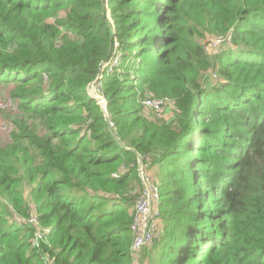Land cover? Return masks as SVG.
Here are the masks:
<instances>
[{"label": "trees", "instance_id": "1", "mask_svg": "<svg viewBox=\"0 0 264 264\" xmlns=\"http://www.w3.org/2000/svg\"><path fill=\"white\" fill-rule=\"evenodd\" d=\"M115 42L104 112L87 87ZM0 85L20 111L0 146V264H133L140 165L163 223L146 264H264V0H0ZM28 205L49 246L12 221Z\"/></svg>", "mask_w": 264, "mask_h": 264}, {"label": "built area", "instance_id": "2", "mask_svg": "<svg viewBox=\"0 0 264 264\" xmlns=\"http://www.w3.org/2000/svg\"><path fill=\"white\" fill-rule=\"evenodd\" d=\"M210 44L206 47V51L213 49L214 47H220V45L225 44L228 47L231 46L229 39L225 37L210 38ZM118 43L115 42L114 45V54L113 56L102 65L99 74L96 79L92 82L91 85L87 87V94L97 100V104L102 108L106 109V102L103 96L102 98L97 99L94 93L100 94L101 90V79L104 74H110L113 70L119 65L120 60L117 57ZM211 79L215 81V74H211ZM163 102L159 99L154 98H145L142 101V105L154 112L156 115H159L164 110ZM14 103L12 100H7L6 102L0 103V108H9L12 109ZM110 127H113V124L108 121ZM11 128L10 124L4 123L1 125L2 132L5 134L9 132ZM114 178H117V175H113ZM138 179L140 183V192L134 203L133 208L130 210V215L132 217V224L130 225V233L132 237L130 245V254L132 256L133 264H146L144 262L143 254L145 250H148L152 247L153 242L158 238L162 230V221L160 220L158 202H159V190L157 185H155L149 173L141 165L138 168ZM29 209L27 210L28 216L22 218L18 215L12 216V221L17 224H26L29 227L33 228V236L29 239L30 247L32 249L40 248V244L48 245L46 235L48 233V228L39 227L36 209L28 205ZM49 246V245H48ZM41 260L44 264H53L52 260L48 255L41 254Z\"/></svg>", "mask_w": 264, "mask_h": 264}, {"label": "rangeland", "instance_id": "3", "mask_svg": "<svg viewBox=\"0 0 264 264\" xmlns=\"http://www.w3.org/2000/svg\"><path fill=\"white\" fill-rule=\"evenodd\" d=\"M209 39H210V36H209ZM205 41H203V43ZM117 57H118V60H120L121 53L119 51L117 52ZM205 82L208 86H210L211 84H214V81L210 78H207ZM9 92H10V88L4 87L3 85H0V103L6 102L7 100H12L14 103V107L12 109L0 108V146L1 147L5 146L11 142L10 141L11 135L14 131L13 119H14V117L20 115V111L18 109L17 102L11 98ZM94 95L96 97H98L97 99L102 98V97H99L101 95V93L99 95H98V93H94ZM168 104H169V106H167V108L165 110L162 109V111L159 112L160 113L159 117L157 115H155L153 112H151V110L146 109L142 104L141 105L145 108L143 110H144V113L147 117L152 115L151 118H154L155 121L157 119L169 121L173 115V109H172V106H170L171 105L170 101L167 103V105ZM103 111L105 112L106 109H104ZM4 123H6V124L8 123L11 125L10 131L6 132L5 134L2 132V129H1V125H4ZM110 128H113V127H110ZM121 169H123V167H121ZM149 174L151 177H153V171L152 170L149 172ZM162 228H163V224H162ZM144 262L146 263V259H144Z\"/></svg>", "mask_w": 264, "mask_h": 264}]
</instances>
